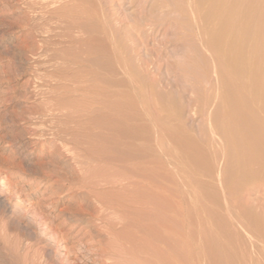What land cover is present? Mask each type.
I'll list each match as a JSON object with an SVG mask.
<instances>
[{
  "label": "bare ground",
  "instance_id": "6f19581e",
  "mask_svg": "<svg viewBox=\"0 0 264 264\" xmlns=\"http://www.w3.org/2000/svg\"><path fill=\"white\" fill-rule=\"evenodd\" d=\"M252 1L192 0L196 18L200 23H203L201 29L199 28L200 33L205 37V43L214 56V59H211V62L215 60L217 67L214 76L221 79L217 81L220 83L216 85L217 91L222 89V92H217L218 95H221V98L219 96L221 101L218 100V95L215 97L223 108L221 107V111L218 109V112L216 110L217 113L211 112L213 115L211 122L214 125L212 129H214V136L217 140L211 139L207 143H201L181 124L171 125V122H169L170 124L164 122L165 119L171 117L166 110H162V115L159 113L160 119L159 117L157 119L156 116H153L154 113L151 114V109L146 107L142 109L138 103L136 106V101H132L134 104L122 102L121 99L126 96L123 92L126 91L127 96L124 98L130 101L131 98L138 95L135 93L140 88L136 91L135 87L137 88V86H135L134 80L129 76L126 77L122 61L106 43V37H102L103 40L99 39L98 43L93 44L91 48L89 46L90 50L85 51L87 57L80 59L88 68L90 67L88 73L93 75V80H90L93 82L90 89L96 90L97 88L95 94L99 93L103 98L98 100L99 104L95 102L98 107L95 104L89 105L92 106V108L88 106L89 110L85 107L84 112L86 113L81 116L84 117L83 120L81 118L84 125L86 124L84 122H87L88 127L92 124L94 128V131H91L92 127H89L91 133H85V137L93 136L92 140L89 139L90 137L86 138L88 139L86 143L89 144V141L95 139L97 142L92 143L99 154H95L97 152L93 151L98 157L96 160L93 159L92 165L89 164L90 162L81 161L84 165L83 163L80 165V178L84 187L94 186L92 188L96 187L97 191L100 187L102 188L101 184L104 183V187L109 185L108 187L112 189H106V191L115 189L114 191L118 192L121 203L118 205V210L114 209V211H119L120 215L126 216V218L124 217V221H126L123 223L122 220H119L123 216L117 212L118 220L127 227L125 230L129 229L128 234L125 231L127 234L125 239L123 235H119L122 227L117 229L118 232L115 233L119 239L123 237L122 241H125L119 244L114 252L109 250L111 248L106 244L109 249L101 254L105 261H101L100 264H188L191 260L188 257L190 256L188 231L198 234V249L200 250V257H198L200 259L196 262L197 264H264V0ZM86 13L84 12V14ZM72 20L70 21L72 22ZM77 21L78 19L75 22L77 23ZM78 22L81 29L82 26L89 28L91 26L93 32L99 35L101 32L103 34V27L96 18L84 19L83 17L82 21ZM207 64L209 65V61ZM213 64L212 62V69L215 67ZM216 70H218L219 76H217ZM218 78L216 80H219ZM217 86L222 87L217 89ZM85 90L87 89L85 88ZM136 100L138 101V99ZM49 101L51 102V100ZM55 101L57 100L55 99ZM55 101L51 102L48 109L44 107L45 115L38 111L40 112L38 117L35 115L34 118L33 129L40 132V138L47 135L49 141L56 139L58 133L59 135L64 133L57 131L59 128L57 127L59 117L57 113L60 112L58 108H61L55 107ZM65 109L64 107L61 111ZM83 110L80 107V111ZM35 111L37 110L35 109ZM73 113L72 109L65 113L63 111L61 115L64 117V123L61 122L64 125L63 128L78 117L77 115L73 117ZM83 124H79V127L81 125L83 127ZM67 127L62 136H71L68 134L71 131L74 133V127H72L73 129H70L71 127L67 129ZM84 127L85 131L88 130L86 125ZM33 132L35 133V131ZM44 140L46 142V138ZM45 142L38 146L44 147ZM28 143H20L16 149L22 151L29 146ZM92 143L91 145H93ZM173 149L176 151L173 152ZM67 151L70 152L71 149H67ZM25 157H27L26 154ZM30 157L31 155L27 158ZM32 163H29V166L34 165ZM96 167L102 168L103 176L99 174L100 172H97L98 175L95 172L98 176L95 178L87 176L86 168H89L88 171L91 170L90 168H94L93 171H95ZM96 170L98 171V168ZM106 175L109 177L107 178ZM84 187L80 191L85 190ZM100 190L102 191V189ZM96 191L91 193L96 195L98 194ZM84 192H82L84 197L89 194ZM251 193L259 194L256 199L258 211L251 210L247 203L242 201L245 197L251 196ZM89 197L93 199L92 195ZM90 199L89 201H91ZM95 204L100 206L99 210L104 207H106L105 210L108 209L100 199ZM98 217H95L97 221ZM101 217L100 224L106 220H103L104 215ZM70 220L73 223L78 221L76 218H70ZM16 224L18 225L17 222ZM84 224L86 225L87 222ZM121 224L111 223L113 226L110 228L114 229L115 225L120 227ZM103 225L101 224V226ZM109 229L106 230L109 231V234L104 230L103 232L108 237L109 235L112 237L113 232L110 233ZM97 231L96 233H98ZM122 231L124 233L123 229ZM36 234L38 235L37 232ZM28 235L27 233L26 236ZM56 235L57 233L53 234L52 238L49 235V241L51 242L53 239L52 241L58 249H65L66 245L61 248L58 245ZM117 235L115 239L111 237L109 239L120 243ZM45 238L46 246L39 247V245V248H36L34 243L30 241L29 243L26 239L25 246L19 247L20 249L26 247L24 255L21 252L24 256L23 264H85L83 261L87 258L82 261L83 256L80 253L75 254L76 252L67 249L64 250V253H53L54 249L51 248L53 243H50L46 236ZM34 240L36 241V239ZM106 246L105 248H107ZM88 260H86L87 263Z\"/></svg>",
  "mask_w": 264,
  "mask_h": 264
},
{
  "label": "rangeland",
  "instance_id": "374dc122",
  "mask_svg": "<svg viewBox=\"0 0 264 264\" xmlns=\"http://www.w3.org/2000/svg\"><path fill=\"white\" fill-rule=\"evenodd\" d=\"M86 10L89 13H86ZM195 11L192 0H0V264H23L26 247L23 249L19 247L25 246L29 241L34 243L36 248L39 245V247L46 246L45 236L47 239L49 235L52 238V235L56 233L60 248L66 245L65 249L76 252L75 254L80 253L83 256L82 261L87 258L86 260H90H88L89 264H100L101 261H105L101 255L103 251H108L110 247L109 250L114 252L117 246L119 247V244L125 241H122L123 237L119 239L115 233L118 232L117 229L122 227L124 233L120 229L119 235H123L124 239L129 233V229L125 230L127 227L121 224L122 221L123 223L126 221H124L126 216L121 214L123 219H119L121 212L117 211L118 215L114 211V209L118 210V205L121 203L118 192L114 191L115 189L111 191L109 185H106L107 188L104 187V183L101 184L102 188L99 186L103 192L100 189L96 191V187L92 188L94 186L84 187L79 171L83 162L91 164L93 159L96 160L98 157L95 154H99L94 149L96 147L93 143L97 142L95 139L89 141V144L86 143L88 141L86 138L90 136L85 137V133H91L94 128L90 124L89 127H92L90 131L88 123L84 122L88 129L85 131V125L82 123L84 117L81 116L86 113L85 107L89 110V107L92 108L89 105L95 102L99 104L98 100L103 99L99 93L95 94L97 88L90 89L93 83L90 80H93V75L88 73L90 67L88 68L80 59L86 58V52L90 50L88 47L91 48L93 44H97L102 37H106V43L115 55L117 53L116 56H119L126 70H124L126 77L132 78L137 86L136 91L140 88L135 93V95L138 94V97L135 96L138 101L134 97L127 101L128 99L124 98L127 96L125 91L123 94L126 96L122 95V97L126 102L123 98L122 102L136 101V106L139 104L142 109L145 107L151 109V114L154 113L153 116L157 119L158 117L160 119L162 110H166L171 117L164 122L168 124L171 122V125L181 124L201 143H207L211 139L217 140L212 129L214 125L211 122L213 116L211 112L216 110L218 112V109L222 107V104L218 103V100L221 101L219 99L221 95L217 94L222 90L219 89L222 86H217L219 90H216V85L220 83L217 81L221 79L214 76L215 68L217 69L215 60L212 61L213 67L215 66L214 70L212 69L211 59H214V56L205 43V37L200 33L203 23L198 21ZM83 17L84 19L96 18L103 27V34L102 32L101 35L96 34L91 26L90 28L82 26L81 29L78 21L81 22ZM76 19H78L77 23ZM82 50L86 55L82 53ZM217 76H219L218 72ZM215 95H218V100ZM49 100L52 103L55 101L54 105L57 108L65 107L66 111L72 109L73 117L76 115L79 117V120L78 117L74 118L70 126V123L66 125L71 127L70 129L74 127V133L71 130L72 133H68L71 136L74 134L72 137L69 136L71 140L68 136H62L66 132V126L62 127L64 117L61 115L63 111L64 113L66 111H61L59 108L60 112H56L60 117L57 119V127H59L57 131L64 132L60 134L62 138H59L58 133L56 139L49 141L47 135L40 138V132L33 129L35 115L38 117L40 112L45 115L44 107L47 108L52 104ZM96 104L95 106L98 107ZM95 106L93 108H96ZM80 107L84 109L82 112ZM79 124H83V127L82 125L79 127ZM78 127L81 129L79 130ZM34 137L37 139L35 140ZM92 138L91 135L89 139L92 140ZM44 142V147L38 146L43 145ZM20 143H28L29 146L19 151L16 148ZM88 145L93 146V150ZM65 147L71 151H67ZM173 150V152L176 151V149ZM93 151L97 153L94 154ZM25 154L31 157L27 158ZM30 161L34 165L29 166ZM99 167H96L98 171L90 168V172L89 168H86L87 176L95 178L98 175L97 172L103 176L102 168ZM106 177L109 176L106 175ZM83 187L84 193H89L85 197L82 194L83 191H80ZM106 189L111 190L106 191ZM93 190L98 194L93 195ZM89 195H92L93 199H90ZM258 197V193H251V196L245 197L242 201L247 203L251 210L258 211L259 208L256 209ZM99 199L108 207L107 211L106 207L99 210L100 206L95 204ZM103 210L106 212L104 213ZM99 213L102 214L101 216L104 215L103 220H107V222L105 220L106 223L101 222L103 226L99 223L102 220ZM95 217H98V221ZM70 218H76L78 221L73 223ZM118 222L121 224L120 227H116ZM111 223L116 224V230L115 227L110 228L113 226ZM107 229L111 230L110 233L113 232L111 235L116 234L119 239L117 240L121 242L110 240L111 236L108 237L103 232ZM125 231L128 233L125 234ZM106 232L109 234V231ZM27 233L28 236H26ZM100 233H102L101 236ZM113 236L111 238L115 239L116 237L113 238ZM188 237H190L188 239L190 256L188 257L191 258L188 264H197L196 262L200 259L198 234L188 231ZM26 239H28L27 242ZM52 240L49 242L53 243L51 247L52 250L54 249L53 253H64L65 249H58ZM21 252H24L23 255ZM75 254L72 253V255ZM86 260L83 263L88 264Z\"/></svg>",
  "mask_w": 264,
  "mask_h": 264
}]
</instances>
